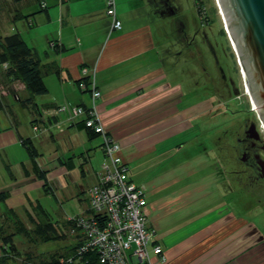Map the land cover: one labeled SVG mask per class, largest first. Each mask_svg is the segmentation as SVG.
<instances>
[{"label":"crops","instance_id":"crops-1","mask_svg":"<svg viewBox=\"0 0 264 264\" xmlns=\"http://www.w3.org/2000/svg\"><path fill=\"white\" fill-rule=\"evenodd\" d=\"M105 2L55 0L57 7L47 11L44 0H39L38 4L46 7L45 15H40L44 17L33 16L26 22L29 27L30 19L38 18L39 29H32V36L30 33L27 38L19 34L26 44L32 43L27 45L41 62L51 66L49 70L43 67L47 97L44 100L36 96L33 100V109L38 110V115L30 111V122L36 121L31 125L33 136L25 138L27 135L22 136L18 128L2 129L0 152L21 144L20 138L29 139L36 146L37 132L48 136L54 144L63 141L67 151L55 154V160L53 156H49V161L36 157V164L39 170L54 174V178L77 185L83 162L79 155L84 152L92 160L100 154L97 150H101V141L98 137L89 140L76 125L78 120H69L55 107L90 105L89 93L77 85L84 79L82 68H92L100 92L94 103L101 122L121 145L118 154L128 167L130 181L145 191L148 225L156 234L155 243L161 247L166 264H264V236L255 226L252 232L254 224L230 212L224 199L227 192L222 188L223 193L218 185L220 173L214 169V152L202 145L198 136L190 142L186 140L188 130L198 127L197 116L212 108L213 100L182 88L178 69L185 57L180 51L168 58L155 51L166 45L160 40L164 24L168 22L171 28L184 33L189 22L197 27V18L191 16L189 21L182 17L185 11L156 12L158 0H149L154 11L145 10L148 0H117L115 17L121 26L112 31V18L106 14ZM193 3L196 8L195 0ZM158 20L162 21L160 25ZM49 41L55 42V49L48 46ZM175 45L179 47L180 43ZM169 63H175L176 72L170 71ZM10 95L15 104L28 96L20 81H9L1 71L0 102L10 111V122L17 125L16 111L23 113L25 108L11 104ZM41 139L43 145L50 142L46 137ZM35 150L39 156L37 146ZM70 153L72 158L68 157ZM90 162L83 165L86 176L91 175L84 183L85 191L94 183L99 170H94ZM30 170L27 167L22 173ZM25 179L30 181L29 177ZM23 182L17 181L8 188L26 191L28 184Z\"/></svg>","mask_w":264,"mask_h":264},{"label":"rangeland","instance_id":"rangeland-1","mask_svg":"<svg viewBox=\"0 0 264 264\" xmlns=\"http://www.w3.org/2000/svg\"><path fill=\"white\" fill-rule=\"evenodd\" d=\"M54 1L55 0H44L47 11L57 7ZM114 1L116 3L117 0ZM143 2L146 3L147 0H143ZM158 2L160 5L156 7V12L162 11L163 13L166 12V14H172L173 12L180 13V11H185L186 13L184 15L181 14L182 17L188 18L189 21L190 18H192L191 16L197 18V27H194L193 21V23L189 22L186 25L184 33L178 29L171 28L168 22L164 24L162 28L164 32L161 33L160 40L166 45H161L155 49L158 53H165L166 58L173 57L177 51H180L185 57V60L179 62L180 67L178 69L181 75L180 84L183 85L182 88L186 91L188 88L192 91H197L202 93L204 99L208 98L213 100V107L205 109L197 116L196 123L198 127L196 130H188L186 140L190 142L198 136L200 140L203 141L202 145H207V148H210L211 151L214 152V169L219 170L220 173V182L218 185L221 187L220 189L222 191L225 189L227 192L224 199L230 208V212H235L236 216H242L247 222L254 224L251 226L252 232H254L253 230L255 229H253V227L255 226L264 236V199L253 193L252 189H250L251 177L249 179L244 175L234 159L230 158V155L227 154L225 148V145L229 146L233 135L231 123L233 121L235 122L238 117L237 113H234L237 117H233L234 115L230 113V110L238 109L240 104L237 98L230 100L229 96L231 95L226 93L227 91L225 90L223 81H221L219 69H222V74L225 76L226 81L231 79L238 88H241L242 93H244L245 90L240 69H238L236 57L226 34L217 2L216 0H202V2H200L201 11H197V5H195L196 8L194 7L193 0H158ZM43 5L44 4L41 6ZM145 10L154 11L149 4V0ZM140 11H142V9ZM194 11H196V15ZM18 12L23 16L34 13V15H30L29 17L45 15V12H40V6L37 0H18L17 2H15V0H0L1 37L21 32V34L27 38L30 33L32 36V29L35 27L39 29L40 22L38 18L36 20L30 19L29 27L24 18L13 20L12 16ZM161 22V20H158V25H160ZM26 29H29L31 32H27ZM190 30H193V32L190 33ZM156 39H159V36L156 35ZM184 41L186 43L185 46L183 44ZM177 42L180 43L179 47L175 45ZM27 44L31 45L32 43L28 41ZM38 45L41 46V41H38ZM174 65L175 63L168 64L172 72H176L178 68ZM194 85L196 86L192 87ZM214 90H216V93ZM215 96H217V98ZM46 97V95H42L39 98L45 100ZM8 99L11 104H15L11 95ZM21 100H23V97H21ZM15 105L18 109H21L19 104ZM30 110V108H25L23 113L21 111H16L19 122L16 128H18L22 136L27 135L25 138L32 137V132H34L31 130ZM5 111L3 110L0 112V131L9 127L8 124H10V111L9 113ZM2 115H6L8 121H5ZM191 122L194 123V121ZM34 128H36V126H34ZM51 132L55 133L56 131L51 130ZM37 135H39V137L35 139L36 146L39 148V152H41L37 158H41L42 161H49V156H53L55 160V154L62 155L67 151L63 149V146L66 145L65 142L58 141L54 144L52 139L48 136H41L38 132ZM45 137L50 142L43 145L41 138ZM109 137L112 140L115 139L111 135ZM112 140H110L109 144ZM196 141H198V139H196ZM115 142L118 154L121 150V145L118 141ZM33 145L36 148L34 143ZM198 146L201 145L198 144ZM97 151H99L100 154L95 155L89 163V165L92 164L94 170L98 169L103 160V151L99 149ZM42 153L43 155H41ZM186 154L189 155V152H186ZM179 156L181 157V155ZM68 157L72 158V154L70 153ZM120 158L122 159L121 156ZM35 161V159L28 155L27 150L21 144L10 147L5 153L0 152V177L2 182L0 184V191L7 193L5 203L0 204V214L2 215L6 209L11 207L22 222L28 225L29 218L27 215L33 214V208L37 203L46 211L52 222L57 221L60 223L67 217H73L84 212L87 206V193L84 190V183H87L91 175L87 174L85 178L81 177V174L78 172L77 185L66 184L63 179L58 177L54 178V174H50L46 171H43L45 172L44 176L38 178L35 173L39 169H35L34 166L37 165ZM122 161L124 162L123 159ZM86 163L87 160L85 161V164ZM27 167L31 169L28 173L24 172V174H30L28 176L22 173ZM40 171L42 172V170ZM10 176H13L12 179H10ZM25 177H29L30 181L25 179ZM20 180H24L23 184H28L26 191L20 192L17 188H8L10 184L15 185V183ZM44 183L51 186L50 189L45 190L42 187ZM14 240L18 248H23L25 245L19 243V241H21V237L19 236L15 237ZM69 243V240L65 242L52 241L36 245V250L33 246L29 248L28 245L24 246V248L30 254L36 255V253L40 252L49 253L48 251H62L64 246ZM22 256L23 258H20L21 260L25 257L24 255Z\"/></svg>","mask_w":264,"mask_h":264},{"label":"built area","instance_id":"built-area-1","mask_svg":"<svg viewBox=\"0 0 264 264\" xmlns=\"http://www.w3.org/2000/svg\"><path fill=\"white\" fill-rule=\"evenodd\" d=\"M106 5V14L112 18L111 29H120L121 23L115 19L114 0H107ZM50 47H54L53 43ZM82 74L90 80L87 84L79 82L78 88L89 91L90 105L64 104L59 110L66 111L70 118H83L85 126L100 135L105 160L97 172L95 184L87 190V214L67 218L71 222L70 234L79 236L81 242L75 258L80 259L86 251H93L100 264H165L166 257L155 243L156 234L148 225L144 211L145 191L130 181L128 167L117 154L116 140L109 137L95 106L100 92L95 84L94 69L83 68Z\"/></svg>","mask_w":264,"mask_h":264},{"label":"trees","instance_id":"trees-1","mask_svg":"<svg viewBox=\"0 0 264 264\" xmlns=\"http://www.w3.org/2000/svg\"><path fill=\"white\" fill-rule=\"evenodd\" d=\"M17 1L18 0H15V2ZM37 1L39 2V0ZM200 2H202V0H195V3L197 4V11H201ZM39 6L40 12H46L45 5L41 6V4L39 3ZM105 8L107 11L108 6L106 5V2ZM30 15H34V13L23 16L18 12L12 17L13 20L24 18L25 22H27L29 18H31L29 17ZM115 19L117 20L116 17ZM109 29L112 31L114 30L111 29V26H109ZM51 43H53V48L55 49L54 41H49L48 46L50 47ZM41 61L42 60L40 59V57H38V55L25 43L18 32L5 37L0 36V69L5 77L9 79V81H20L24 85L28 96L23 100H19V104L22 108H30L31 113H35L37 115L38 110L36 108L33 109V107L35 106L33 100L36 96H42L47 93V87L44 83L45 73L43 72V67L48 70L51 69L50 65H44V63H42ZM89 80L90 78L85 77L79 82H84L85 84H87ZM87 92L89 93V91ZM60 106L58 105L57 107H55L56 112L64 113L66 117L71 121L78 120V123L76 125L79 127V129L85 131L89 140L95 139L97 137L101 139L98 133H94L92 130L85 126L83 118H70L66 111L59 110ZM3 109L4 108L0 102V111H2ZM6 112L9 113L7 110ZM35 122L36 121H31L30 123L31 125H34ZM7 128H16V125H13L10 122L9 127ZM20 143L27 150V153L30 157H32L33 159L37 157L36 150L29 139L20 138ZM79 157L81 160H83L82 164L79 167L80 174L81 177H85L86 174L85 170L83 169V165L85 164L86 160L87 163L90 162L91 158L87 155L85 156L84 152H81ZM103 160H105L104 153ZM34 167L36 170L38 169L37 165H35ZM44 174L45 172H41L40 170L36 171L35 173L38 178H41V176H44ZM96 175L97 173L95 174V181ZM42 187L45 190H48L51 186H48L47 183H44ZM6 198L7 193L0 191V204H4ZM87 206L84 212L80 214H87ZM33 209V214L27 215L29 218L28 225L22 222L16 212L11 208L6 209L2 215L0 214V264H100L97 254L93 251H86L80 257V259L75 258L76 248L81 242L78 240L79 236H73L70 234L69 228L71 222L69 223V221H67L68 217L60 223H58L57 221L52 222L46 211L43 210L38 205V203L35 204ZM80 214L70 218H76L77 216H80ZM17 236L21 237V241H19V243L25 244L24 246L28 245L29 248L30 246H33L34 249L38 244H45L52 241L65 242L69 240L70 243L64 246V251L54 250L51 252L48 251L49 253H36L35 251L36 255H33L26 251L24 246L23 248L17 247V244L14 240V238ZM22 255L25 256L23 260L20 259L23 258ZM68 259L73 260L68 263Z\"/></svg>","mask_w":264,"mask_h":264},{"label":"water","instance_id":"water-1","mask_svg":"<svg viewBox=\"0 0 264 264\" xmlns=\"http://www.w3.org/2000/svg\"><path fill=\"white\" fill-rule=\"evenodd\" d=\"M257 117L264 127V0H216Z\"/></svg>","mask_w":264,"mask_h":264},{"label":"flooded vegetation","instance_id":"flooded-vegetation-1","mask_svg":"<svg viewBox=\"0 0 264 264\" xmlns=\"http://www.w3.org/2000/svg\"><path fill=\"white\" fill-rule=\"evenodd\" d=\"M219 73L227 91L225 92L231 95L230 100L237 98L240 104L238 109L230 110L231 114L237 113L238 117L233 116L237 117V120L235 122L232 120L233 135L229 146L225 145L226 152L244 175L249 179L251 177L250 189L253 193L264 199V127L245 91L242 93L241 88H238L231 79L226 81L222 69H219ZM214 91L216 93V90Z\"/></svg>","mask_w":264,"mask_h":264},{"label":"bare ground","instance_id":"bare-ground-1","mask_svg":"<svg viewBox=\"0 0 264 264\" xmlns=\"http://www.w3.org/2000/svg\"><path fill=\"white\" fill-rule=\"evenodd\" d=\"M229 42L231 43L232 50L234 51V55H235V57H236V62H237L238 68L240 69V73H241V77H242V82H243V87H244L245 93L248 95V88H247V86L244 85L245 79H244V76H243V73H242L241 67H240V65L238 64V58H237V56H236V53H235V50H234L233 44H232L231 40H229ZM84 91H86V90H84ZM251 103H252V101H251ZM252 107L254 108L253 103H252ZM102 125H103V124H102ZM94 184H95V181H94V183H93L92 185H90L89 187L93 186ZM89 187H88V188H89Z\"/></svg>","mask_w":264,"mask_h":264},{"label":"clouds","instance_id":"clouds-1","mask_svg":"<svg viewBox=\"0 0 264 264\" xmlns=\"http://www.w3.org/2000/svg\"><path fill=\"white\" fill-rule=\"evenodd\" d=\"M196 4V3H195ZM197 5V4H196ZM247 95V94H246ZM85 107V106H84ZM88 107V106H87Z\"/></svg>","mask_w":264,"mask_h":264}]
</instances>
